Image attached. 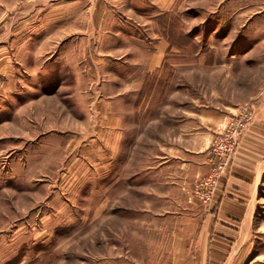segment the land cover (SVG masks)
I'll list each match as a JSON object with an SVG mask.
<instances>
[{"label":"rangeland","instance_id":"rangeland-1","mask_svg":"<svg viewBox=\"0 0 264 264\" xmlns=\"http://www.w3.org/2000/svg\"><path fill=\"white\" fill-rule=\"evenodd\" d=\"M51 4L0 0V43L10 55L4 72L13 71L14 40L29 39L36 8ZM114 7L116 14H110ZM97 8L107 14L97 10L86 19L85 112L78 97L69 96L75 91L69 64L48 66L41 90L23 87L14 96L0 88V264H188L180 236L188 224L174 217L189 210L185 203L204 205L191 198L194 182L179 197L181 207L163 202L167 193L157 192L158 178L147 172L157 147L142 145L149 131L142 124L174 92L183 109L193 106L196 93L221 109H238L234 103L244 100L239 107L252 108L253 92L264 85L254 79L257 64L231 61L237 55L264 60V0H120L119 6L108 0ZM133 41L147 42L146 51L163 41L165 58L128 97L134 99L137 124L128 134L118 128L117 143L109 109L116 81L99 76L100 89L94 90L90 79L100 67L90 62L130 55ZM32 68L24 64L25 74ZM234 113L227 110L225 118ZM257 198L250 238L224 264H264V191ZM200 261L193 252V264Z\"/></svg>","mask_w":264,"mask_h":264},{"label":"crops","instance_id":"crops-1","mask_svg":"<svg viewBox=\"0 0 264 264\" xmlns=\"http://www.w3.org/2000/svg\"><path fill=\"white\" fill-rule=\"evenodd\" d=\"M58 1L60 2L57 3ZM105 1L108 0H51L52 7L36 8L35 18L33 15L30 19L29 39L20 36L14 40L13 57L16 65L12 67L13 71L8 68L4 72L10 55L6 52L7 46L0 43V65L3 66L4 72L0 75V88L3 89V94L8 91L14 96H20L23 87L41 90L49 74L46 68L54 62L65 63L71 65L75 79V91L69 96H77V101L85 112L88 87L85 75L86 19L87 15L97 10L99 15L107 14V10L101 8L100 13L97 8L101 4L105 5ZM109 1L113 2L114 6H119L120 0ZM117 10L118 8L114 7L109 13L116 14ZM43 12L45 20L39 23L38 18ZM40 31L45 32L44 37L38 35ZM238 42L243 43L241 38ZM133 44L136 49L132 50L130 55H105L90 62L93 67L96 64L100 67L97 68L99 74L95 72V77L90 79L93 80L91 86L94 90L100 89L97 81L99 76L103 79L111 77L116 81L114 91L110 93L112 98L109 109L112 119H115L113 121L116 130L113 134L117 143L122 140L119 129L125 128L128 134V129H133L136 123L134 99L128 97L138 93L145 76L163 67L165 58L163 41L158 42L153 47L154 50H148L149 52L145 50L150 47L147 42L133 41ZM145 44L148 48H145ZM262 46L264 47V41ZM199 60L202 63L201 57ZM233 60L243 63H249L247 60H251L257 64L254 79L264 81L262 58L237 55L231 57V61ZM27 62L33 64V72L30 75L25 74L24 64ZM107 65L108 67H105ZM104 85L103 80L101 87L104 88ZM196 94H193V106L183 109L174 92L170 103L164 102L158 108L157 116L142 124V128L149 130L148 136L141 137L142 145L154 144L157 147L152 164L147 169L148 175L150 178H158L160 188L157 192L167 193L161 199L172 207H181L184 203L179 197L189 192L197 177L208 174L210 166L206 151L225 120L227 110L237 111L229 105H224L221 109L198 98L199 95ZM253 96L254 98L250 99L252 102H248L252 104L253 120L240 137L233 163L228 174L221 179L211 207L201 209L197 203L192 206L185 203L183 207L189 210L174 217V220L188 224L183 226L186 231H181L180 235L181 246L185 251L182 250L181 254L191 257L188 264H193V252L200 257V264H224L225 259L232 256L236 249L250 238V226L254 208L258 203V193L264 191V85L260 83ZM243 103L246 104V101L234 104L239 108ZM123 104L125 111L121 112L119 106ZM127 139L128 135L125 140ZM145 173L146 170L142 171L143 177Z\"/></svg>","mask_w":264,"mask_h":264},{"label":"built area","instance_id":"built-area-1","mask_svg":"<svg viewBox=\"0 0 264 264\" xmlns=\"http://www.w3.org/2000/svg\"><path fill=\"white\" fill-rule=\"evenodd\" d=\"M254 117L249 106L239 107L236 113L225 118L211 141L206 153L209 172L198 177L192 185V196L199 198L204 207L210 208L219 190L220 181L228 174L240 144L242 133L249 127Z\"/></svg>","mask_w":264,"mask_h":264},{"label":"trees","instance_id":"trees-1","mask_svg":"<svg viewBox=\"0 0 264 264\" xmlns=\"http://www.w3.org/2000/svg\"><path fill=\"white\" fill-rule=\"evenodd\" d=\"M158 91V90H157Z\"/></svg>","mask_w":264,"mask_h":264}]
</instances>
